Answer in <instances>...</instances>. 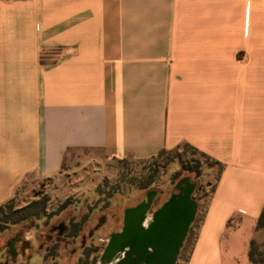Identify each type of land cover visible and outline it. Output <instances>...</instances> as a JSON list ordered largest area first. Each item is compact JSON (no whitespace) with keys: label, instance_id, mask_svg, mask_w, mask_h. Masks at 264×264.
<instances>
[{"label":"crops","instance_id":"1","mask_svg":"<svg viewBox=\"0 0 264 264\" xmlns=\"http://www.w3.org/2000/svg\"><path fill=\"white\" fill-rule=\"evenodd\" d=\"M183 145L222 166L185 264H250L264 0H0V205L72 151L144 160Z\"/></svg>","mask_w":264,"mask_h":264},{"label":"rangeland","instance_id":"2","mask_svg":"<svg viewBox=\"0 0 264 264\" xmlns=\"http://www.w3.org/2000/svg\"><path fill=\"white\" fill-rule=\"evenodd\" d=\"M197 161L198 176L181 170L182 165H194ZM208 167L209 162L199 153L184 146L144 160H110L95 151H72L66 156L59 175L42 181L28 180L10 200L14 209L45 200V216L0 233V264H74L78 261L100 264L108 235L120 228L124 209L141 201L146 191L155 190L147 213L150 218L170 193L175 192L176 184H182L187 178L194 184L192 197L197 211L189 238L176 261V264H185L216 179V167ZM60 225L61 235H58ZM96 226L99 228L94 230ZM17 234L26 244L21 257L12 255L13 251L17 255L19 245H12V251L7 247V242ZM252 238L264 246V228L252 232Z\"/></svg>","mask_w":264,"mask_h":264},{"label":"water","instance_id":"3","mask_svg":"<svg viewBox=\"0 0 264 264\" xmlns=\"http://www.w3.org/2000/svg\"><path fill=\"white\" fill-rule=\"evenodd\" d=\"M183 181L184 187L169 195L150 218L147 213L154 192L146 196L145 202L126 208L121 230L110 236L100 264H176L197 211L192 197L194 184L187 178Z\"/></svg>","mask_w":264,"mask_h":264},{"label":"trees","instance_id":"4","mask_svg":"<svg viewBox=\"0 0 264 264\" xmlns=\"http://www.w3.org/2000/svg\"><path fill=\"white\" fill-rule=\"evenodd\" d=\"M186 148H189L190 150L197 152L200 154L202 158H204L207 162H209V167H216L217 169V175L221 171L222 166L216 162L210 159L207 155L203 154L202 152L187 146L183 145ZM165 152V150L160 151L158 154ZM199 162L197 161L196 164H184L181 167V170L186 171L188 173H194L195 176L199 175ZM213 191V187L211 188V192ZM45 216V200L36 201L29 203L25 205L24 207H20L17 209H14L11 205V201L1 204L0 205V233H3L10 228L17 226V225H24L29 221L32 220H39L42 219ZM194 223V220L192 224L189 227L188 233L184 239L183 245L179 251L178 258L181 254V252L184 249V246L189 238V234L192 228V225ZM264 228V208L262 209L254 228V232H257L258 230ZM247 259L250 264H264V246H261L256 243V241L252 238L249 242V247L247 251ZM187 260V259H186Z\"/></svg>","mask_w":264,"mask_h":264},{"label":"flooded vegetation","instance_id":"5","mask_svg":"<svg viewBox=\"0 0 264 264\" xmlns=\"http://www.w3.org/2000/svg\"><path fill=\"white\" fill-rule=\"evenodd\" d=\"M183 184V186H181ZM182 184L181 183H179V184H176V186H175V192H172V193H170V195L171 194H173V193H177L178 192V190H179V188H183L184 187V181H182ZM150 192H154V195H155V193H156V191L155 190H148V191H146L145 192V195H144V198L141 200V201H139L137 204H135V205H133V206H131V207H134V206H136V205H138V204H140V203H143V202H145L146 201V196L150 193ZM128 208H130V207H128ZM125 210V209H124ZM122 218H123V215H122ZM122 218H121V226H120V228L117 230V231H112V232H110L109 233V235H108V240H109V238H110V236L112 235V234H114V233H118L120 230H121V227H122ZM99 228V226H96L95 228H94V230H97ZM52 230H55V228H53ZM58 235H61V234H59L58 233ZM89 235H90V233H89ZM107 240V241H108ZM107 243V242H106ZM12 245L14 246V247H16V246H18L19 245V251H17V255H16V252H14L13 251V257L15 256H20L21 257V255H23V253H24V251L26 250V244H24V241H22L21 240V238H20V235L19 234H17L15 237H13V238H11V240L10 241H8L7 242V247H8V249H9V251H12L11 249V247H12ZM105 246H106V244H105ZM105 246H104V248H105ZM81 247H82V249H84V248H86V245L84 244V239L81 241ZM103 251H104V249H103ZM103 251H102V253H103ZM102 253H101V255H102ZM101 257V256H100ZM74 264H81V262H75Z\"/></svg>","mask_w":264,"mask_h":264}]
</instances>
